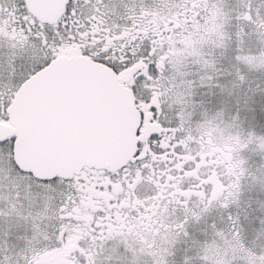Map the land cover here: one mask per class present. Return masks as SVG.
Returning <instances> with one entry per match:
<instances>
[{"label": "snow or ice", "instance_id": "6c2138e0", "mask_svg": "<svg viewBox=\"0 0 264 264\" xmlns=\"http://www.w3.org/2000/svg\"><path fill=\"white\" fill-rule=\"evenodd\" d=\"M0 264H264V0H0Z\"/></svg>", "mask_w": 264, "mask_h": 264}]
</instances>
